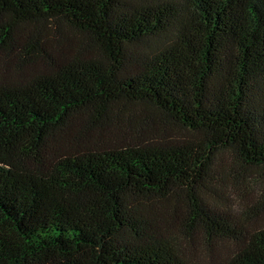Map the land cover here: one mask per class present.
<instances>
[{"label": "trees", "instance_id": "1", "mask_svg": "<svg viewBox=\"0 0 264 264\" xmlns=\"http://www.w3.org/2000/svg\"><path fill=\"white\" fill-rule=\"evenodd\" d=\"M0 63V264H193L199 234L264 264V195L213 202L264 177V0H0ZM137 106L189 136L100 141Z\"/></svg>", "mask_w": 264, "mask_h": 264}, {"label": "rangeland", "instance_id": "2", "mask_svg": "<svg viewBox=\"0 0 264 264\" xmlns=\"http://www.w3.org/2000/svg\"><path fill=\"white\" fill-rule=\"evenodd\" d=\"M32 31L41 30L40 25H33L29 27ZM36 28V29H34ZM63 33L71 39H78V36L67 28H62ZM51 32L50 34H52ZM57 37V36H56ZM53 40V39H52ZM57 41V40H56ZM55 43V42H54ZM49 48V46H48ZM16 64H13L14 66ZM0 74H5L9 79H22L23 75L16 71V67H12L9 74L7 75L3 63H0ZM30 73H27L28 75ZM152 111L144 112L141 106H137L123 112L122 119L118 122L117 128L112 129L107 134L106 138L100 139L101 142H115L117 137L121 135V139L125 141L137 138L147 141L148 139L156 138L158 140L164 139H176L182 136H189L187 133L182 131L169 130L168 128L162 127L157 124L152 131L140 132V125L150 120ZM142 134V135H141ZM123 141V140H122ZM223 159H226V155H223ZM230 165V164H229ZM232 165V164H231ZM234 170L226 169L224 175L227 178V184L231 186L228 191H218L216 195H213V202L219 210L229 211L236 216L240 214L246 207L251 208L253 215L260 211L262 201L261 197L264 195V177L261 171L253 170L250 174V179L247 180L246 170L239 165H234ZM241 175L244 178H241ZM264 227V214L254 218L251 221L245 222V228L252 232ZM182 247L185 251V256L193 264H224L236 251V246L231 241H218L212 243L211 248L207 246V242L204 237L199 234L193 236L191 240L188 238H182Z\"/></svg>", "mask_w": 264, "mask_h": 264}]
</instances>
